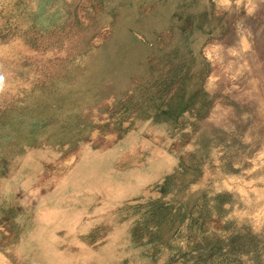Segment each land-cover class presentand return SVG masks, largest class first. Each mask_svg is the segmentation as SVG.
<instances>
[{"label": "rangeland", "instance_id": "374dc122", "mask_svg": "<svg viewBox=\"0 0 264 264\" xmlns=\"http://www.w3.org/2000/svg\"><path fill=\"white\" fill-rule=\"evenodd\" d=\"M0 264H264V0H0Z\"/></svg>", "mask_w": 264, "mask_h": 264}, {"label": "bare ground", "instance_id": "6f19581e", "mask_svg": "<svg viewBox=\"0 0 264 264\" xmlns=\"http://www.w3.org/2000/svg\"><path fill=\"white\" fill-rule=\"evenodd\" d=\"M199 6V5H198ZM194 7V6H193ZM192 7V8H193ZM46 8V7H45ZM191 8V9H192ZM58 10V9H57ZM74 10V9H73ZM106 11V10H105ZM124 18V17H123ZM111 20V19H110ZM94 21V20H93ZM167 21V20H166ZM126 22V21H125ZM96 26V25H95ZM188 30V29H187ZM132 37V36H131ZM163 41V40H162ZM129 50V49H128ZM126 54V53H125ZM123 56V55H122ZM142 58V57H141ZM211 61V60H210ZM232 61V60H231ZM138 67V66H137ZM139 69V68H138ZM139 72V71H138ZM142 74V73H141ZM224 80V79H223ZM70 103V102H69ZM72 104V103H71ZM87 115V114H86ZM71 116V115H70ZM66 120H67V118H66ZM7 124V123H6ZM155 125V124H154ZM69 126V125H68ZM156 127V126H155ZM137 139V138H136ZM135 139V140H136ZM146 141V140H145ZM132 142V141H131ZM141 142V141H140ZM27 151V150H26ZM14 153V152H13ZM44 153V152H43ZM34 154V153H33ZM47 154V153H46ZM54 154V153H53ZM16 159V158H15ZM154 163V162H153ZM155 166V165H154ZM134 171V170H133ZM160 172V171H159ZM157 175V174H156ZM120 185V184H119ZM90 186V185H89ZM103 186V185H102ZM105 186V185H104ZM93 188V187H92ZM133 189V188H132ZM88 190V189H87ZM193 190V189H192ZM117 197H119V196H117ZM237 198V197H236ZM242 202V201H241ZM262 204V203H261ZM62 215V214H61ZM258 218H259V216H258Z\"/></svg>", "mask_w": 264, "mask_h": 264}]
</instances>
